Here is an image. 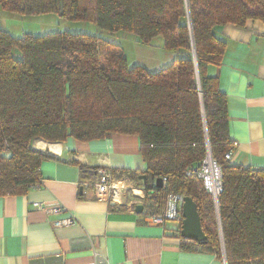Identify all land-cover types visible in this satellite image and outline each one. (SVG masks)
Segmentation results:
<instances>
[{"label": "trees", "instance_id": "16d2710c", "mask_svg": "<svg viewBox=\"0 0 264 264\" xmlns=\"http://www.w3.org/2000/svg\"><path fill=\"white\" fill-rule=\"evenodd\" d=\"M0 7L93 21L146 44L161 36L159 43L177 54L149 70L130 64L120 43L98 34L16 36L0 27V195L42 184V161L58 156L34 146L35 139L136 133L147 167L118 176L137 180L157 210L167 191L191 196L207 235L195 243L223 256L224 241L227 264H264V167L226 158L232 146L227 94L206 72L223 59L219 27L264 20V0H0ZM208 153L221 170L219 215L203 178L192 172ZM159 176L166 177L163 187L155 185Z\"/></svg>", "mask_w": 264, "mask_h": 264}, {"label": "crops", "instance_id": "0c3cea01", "mask_svg": "<svg viewBox=\"0 0 264 264\" xmlns=\"http://www.w3.org/2000/svg\"><path fill=\"white\" fill-rule=\"evenodd\" d=\"M218 34L225 41L223 59L206 72L227 94L230 161L264 167V20L249 19L243 26L228 22ZM34 146L58 158L42 161L41 185L0 195V264H226L224 255L184 238L178 222H147L145 213L157 207L137 180L125 176L126 189H111L106 199L96 196L97 168L117 174L146 169L138 134L56 142L38 138ZM36 201L65 207L46 213L34 206ZM140 203L142 212L136 211ZM72 216L75 223L57 225Z\"/></svg>", "mask_w": 264, "mask_h": 264}, {"label": "rangeland", "instance_id": "374dc122", "mask_svg": "<svg viewBox=\"0 0 264 264\" xmlns=\"http://www.w3.org/2000/svg\"><path fill=\"white\" fill-rule=\"evenodd\" d=\"M0 27L9 30L16 36H21L26 32L45 34L62 30L98 34L120 43L130 64H141L149 70L161 69L177 58V54L165 49L163 44L159 43V41L162 42L161 36L154 38L153 43L155 44H146L140 42L134 33L125 30L109 32L100 28L93 21L70 20L56 12L20 14L0 7ZM147 207L148 204L146 203V209Z\"/></svg>", "mask_w": 264, "mask_h": 264}, {"label": "built area", "instance_id": "2783aa9c", "mask_svg": "<svg viewBox=\"0 0 264 264\" xmlns=\"http://www.w3.org/2000/svg\"><path fill=\"white\" fill-rule=\"evenodd\" d=\"M227 159H231L233 156V148H231L225 154ZM214 164L215 172H216V180L215 183H212L209 179V174L207 173L209 170V163ZM97 176L96 180L93 183L95 194L98 198L106 199L111 196L110 191H123L127 188V185L124 184L126 177H119L116 172L108 167L101 166L97 168ZM195 175L200 178H203L205 188L212 194L214 201L217 202L219 193L222 189V181H221V170L220 166L216 161H214L208 153L207 158L204 160L200 168H197L192 171ZM164 182L166 177L163 178ZM165 184V183H164ZM163 205L157 211H150L145 213L144 219L153 224H165L169 220H173L178 222L179 224L183 220V204H184V193L182 192H174L167 191L164 195ZM34 206L40 208L46 213L57 212L60 211L63 205L58 204H47L46 202L36 201L34 202ZM217 206V203H216ZM75 217H67L59 220L57 225H69L75 223ZM189 240V239H188ZM224 255V254H223ZM227 264V263H226Z\"/></svg>", "mask_w": 264, "mask_h": 264}, {"label": "water", "instance_id": "95a60500", "mask_svg": "<svg viewBox=\"0 0 264 264\" xmlns=\"http://www.w3.org/2000/svg\"><path fill=\"white\" fill-rule=\"evenodd\" d=\"M187 10H188L189 24L191 25L188 2H187ZM195 60H196V55H195ZM209 156L212 158L210 153H209ZM139 178L144 179V181L146 182L147 174H140ZM155 185L157 187H163L164 185L163 178L160 176L156 177ZM216 203H217V213L219 215L218 199ZM143 210H144V204L140 203L136 205V211L142 212ZM181 235L186 239H190V240L197 241V242H204L207 239V235L202 227L201 216L198 210V205L191 196H187V195H185L184 197L183 220L181 223ZM221 239L223 240L222 231H221ZM222 247H223L224 259L227 263L224 241H222Z\"/></svg>", "mask_w": 264, "mask_h": 264}, {"label": "bare ground", "instance_id": "6f19581e", "mask_svg": "<svg viewBox=\"0 0 264 264\" xmlns=\"http://www.w3.org/2000/svg\"><path fill=\"white\" fill-rule=\"evenodd\" d=\"M41 142V141H40ZM39 142V143H40ZM38 143V144H39ZM41 144V143H40ZM208 167H209V170H208V174H209V179H210V181L212 182V183H215V180H216V172H215V167H214V164L211 162V160H210V163H209V165H208Z\"/></svg>", "mask_w": 264, "mask_h": 264}]
</instances>
